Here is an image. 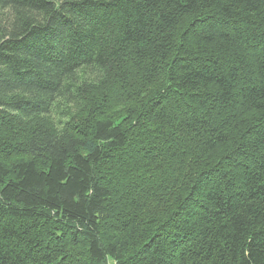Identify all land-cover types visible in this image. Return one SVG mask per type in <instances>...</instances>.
<instances>
[{
    "label": "trees",
    "instance_id": "16d2710c",
    "mask_svg": "<svg viewBox=\"0 0 264 264\" xmlns=\"http://www.w3.org/2000/svg\"><path fill=\"white\" fill-rule=\"evenodd\" d=\"M112 262L264 264V0H0V264Z\"/></svg>",
    "mask_w": 264,
    "mask_h": 264
},
{
    "label": "rangeland",
    "instance_id": "374dc122",
    "mask_svg": "<svg viewBox=\"0 0 264 264\" xmlns=\"http://www.w3.org/2000/svg\"><path fill=\"white\" fill-rule=\"evenodd\" d=\"M98 78V73L95 70L83 69L76 73L73 80L68 81V91L57 96L52 107L51 118L57 126L63 128L67 122H75L80 119L79 92L81 88L97 84ZM69 90H71L73 100Z\"/></svg>",
    "mask_w": 264,
    "mask_h": 264
}]
</instances>
